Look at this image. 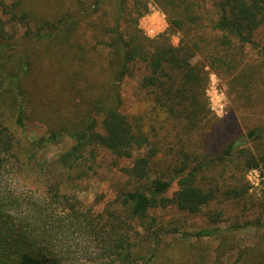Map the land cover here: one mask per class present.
Listing matches in <instances>:
<instances>
[{"label": "trees", "instance_id": "obj_1", "mask_svg": "<svg viewBox=\"0 0 264 264\" xmlns=\"http://www.w3.org/2000/svg\"><path fill=\"white\" fill-rule=\"evenodd\" d=\"M151 1L180 32L177 45L137 28L148 0H0V264H173L169 237L179 231L150 211L203 212L220 189L201 185L198 174L214 163L264 169L261 128L248 132L256 155L237 139L207 162L191 165L193 153L181 160L178 153L172 166L163 156L179 134L168 136L167 119L186 135L207 121L205 67L220 74L239 66L242 49L264 27V0ZM196 56L202 61L193 62ZM244 73L235 80L248 87ZM128 78L146 95L140 113L125 108ZM32 123L47 137L31 138ZM61 138L71 145L40 160L39 151ZM98 149L129 160L121 170L144 185L84 203L75 186L96 173ZM246 189L222 194L241 198ZM262 217L256 224L264 228ZM232 264H264V234Z\"/></svg>", "mask_w": 264, "mask_h": 264}, {"label": "rangeland", "instance_id": "obj_2", "mask_svg": "<svg viewBox=\"0 0 264 264\" xmlns=\"http://www.w3.org/2000/svg\"><path fill=\"white\" fill-rule=\"evenodd\" d=\"M147 7L148 11L138 18L137 28L150 39L167 35L171 43L177 45L181 34L170 30L166 14L151 0H148ZM253 39L254 43L242 49L239 66L223 68L224 72L220 74L205 67L208 79L204 99L209 112L207 121L201 128L186 135L181 134L182 130L175 124V120L167 119L166 125L163 123L168 136L172 129L179 132L173 133L164 146V164L170 163L173 166L178 153L180 160L183 155L193 153L191 165L200 159L207 162L220 155L230 141L237 139L241 141V149L257 154V141L251 140L248 132L261 128L264 135V27L255 33ZM197 61L201 62V57L193 59V62ZM242 70L251 80L248 87H243L235 80ZM122 94L127 111L140 113L145 109L146 95L138 89L135 79L128 78L124 81ZM155 118L157 117L153 121ZM158 120L163 122L165 119L158 117ZM155 125L158 127L160 122H155ZM29 131L31 138L47 137V132L40 123L30 124ZM71 142L61 138L57 143L47 144L39 151L40 160L52 159L71 145ZM127 166H130L129 160L98 149L96 173L77 183L75 190L78 197L86 204L98 199L104 203L114 199L123 190L143 186V182L131 180L121 170V167ZM208 167L198 174L200 184L206 188L217 185L220 192L214 201L203 207V212L191 215L173 206L150 211L157 218L158 224L169 230L176 228L179 231L169 237L173 240V250L170 251V262L173 264H189L190 260L200 259H204L205 264H232L241 249L253 246L264 234V228L256 224V219L263 220L264 214V169L243 170L241 164L235 165L229 161L214 163ZM235 186L239 189L247 188L244 197L228 198L222 194ZM177 188V184H173L166 195L170 196ZM214 228L220 230L222 235L192 236L194 232ZM185 233L187 234L184 235Z\"/></svg>", "mask_w": 264, "mask_h": 264}]
</instances>
